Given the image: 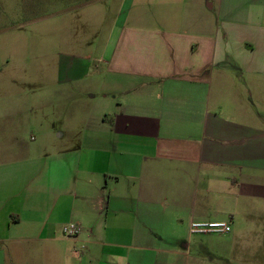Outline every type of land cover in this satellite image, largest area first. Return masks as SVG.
Masks as SVG:
<instances>
[{
	"label": "crops",
	"instance_id": "1",
	"mask_svg": "<svg viewBox=\"0 0 264 264\" xmlns=\"http://www.w3.org/2000/svg\"><path fill=\"white\" fill-rule=\"evenodd\" d=\"M226 21L123 28L104 73L59 76L94 104L44 153L0 136V264H242L264 244V27Z\"/></svg>",
	"mask_w": 264,
	"mask_h": 264
},
{
	"label": "rangeland",
	"instance_id": "2",
	"mask_svg": "<svg viewBox=\"0 0 264 264\" xmlns=\"http://www.w3.org/2000/svg\"><path fill=\"white\" fill-rule=\"evenodd\" d=\"M192 17L214 24L252 19L264 27V0H0V136L44 153L49 124L59 127L79 116L74 111L81 102L87 112L94 104L89 89L78 94L76 82L65 86L60 75L87 71V82L104 73V48L123 28L172 29ZM65 56L87 58L88 66L81 69L73 65L77 58L67 62ZM66 88L73 97L65 99ZM261 90L263 95L264 82ZM261 111L264 116L263 104ZM251 253L242 264H264V244Z\"/></svg>",
	"mask_w": 264,
	"mask_h": 264
},
{
	"label": "built area",
	"instance_id": "3",
	"mask_svg": "<svg viewBox=\"0 0 264 264\" xmlns=\"http://www.w3.org/2000/svg\"><path fill=\"white\" fill-rule=\"evenodd\" d=\"M191 231L199 234H228L231 231V227L227 222L222 221H195L191 223ZM64 236L68 238H76L81 232L79 226L66 225L62 228Z\"/></svg>",
	"mask_w": 264,
	"mask_h": 264
}]
</instances>
